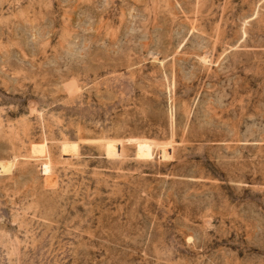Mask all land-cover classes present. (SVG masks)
I'll use <instances>...</instances> for the list:
<instances>
[{"label":"rangeland","instance_id":"rangeland-1","mask_svg":"<svg viewBox=\"0 0 264 264\" xmlns=\"http://www.w3.org/2000/svg\"><path fill=\"white\" fill-rule=\"evenodd\" d=\"M0 264H264V0H0Z\"/></svg>","mask_w":264,"mask_h":264},{"label":"bare ground","instance_id":"bare-ground-1","mask_svg":"<svg viewBox=\"0 0 264 264\" xmlns=\"http://www.w3.org/2000/svg\"><path fill=\"white\" fill-rule=\"evenodd\" d=\"M166 151H168V148L166 150H163L164 153H166ZM43 169H44V171L46 173H48L50 171V165L49 164H45Z\"/></svg>","mask_w":264,"mask_h":264}]
</instances>
